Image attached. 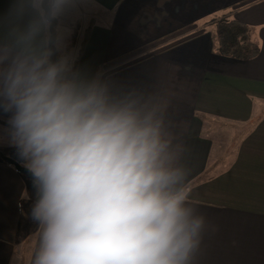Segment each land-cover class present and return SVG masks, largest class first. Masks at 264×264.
<instances>
[{
	"label": "clouds",
	"instance_id": "clouds-1",
	"mask_svg": "<svg viewBox=\"0 0 264 264\" xmlns=\"http://www.w3.org/2000/svg\"><path fill=\"white\" fill-rule=\"evenodd\" d=\"M81 2L9 0L0 15V140L37 192L31 264H193L208 225L186 149L156 109L76 67L65 21Z\"/></svg>",
	"mask_w": 264,
	"mask_h": 264
},
{
	"label": "crops",
	"instance_id": "crops-1",
	"mask_svg": "<svg viewBox=\"0 0 264 264\" xmlns=\"http://www.w3.org/2000/svg\"><path fill=\"white\" fill-rule=\"evenodd\" d=\"M86 4L80 41L81 30L73 35L77 55L85 29L90 33L76 67L156 109L186 149L192 196L208 225L193 264H264V0ZM9 6L0 0V15ZM223 17L249 23L256 56L219 52L216 22ZM6 126L0 114V129ZM18 166L25 167L16 149L0 140V264H17L21 249V264H31L38 244L31 218L37 192Z\"/></svg>",
	"mask_w": 264,
	"mask_h": 264
},
{
	"label": "trees",
	"instance_id": "trees-1",
	"mask_svg": "<svg viewBox=\"0 0 264 264\" xmlns=\"http://www.w3.org/2000/svg\"><path fill=\"white\" fill-rule=\"evenodd\" d=\"M81 23H77L78 29ZM90 27L84 31V38L77 55L83 48V44L88 39ZM216 33L218 40V49L222 55L231 56L235 59L246 60L256 56L260 52V46L251 37V27L249 23L240 18L223 17L216 22ZM76 34V33H75ZM77 35V34H76ZM76 36H74L68 49L71 50L75 44ZM76 59V61H77Z\"/></svg>",
	"mask_w": 264,
	"mask_h": 264
},
{
	"label": "rangeland",
	"instance_id": "rangeland-1",
	"mask_svg": "<svg viewBox=\"0 0 264 264\" xmlns=\"http://www.w3.org/2000/svg\"><path fill=\"white\" fill-rule=\"evenodd\" d=\"M86 0H82V2L78 5L77 9L74 10V12L70 15V17L65 21L66 27L70 30L69 34L66 36V45L67 47L70 45L73 35L78 32L77 23L80 22L82 26L86 25V21L89 17V13L86 10ZM84 23V24H83ZM81 30V29H80ZM79 30V31H80ZM79 38L77 39V42L80 41L82 37V30L79 32ZM77 48L72 47V51L77 55ZM210 120H213L211 117H209ZM230 137V135H229Z\"/></svg>",
	"mask_w": 264,
	"mask_h": 264
},
{
	"label": "water",
	"instance_id": "water-1",
	"mask_svg": "<svg viewBox=\"0 0 264 264\" xmlns=\"http://www.w3.org/2000/svg\"><path fill=\"white\" fill-rule=\"evenodd\" d=\"M19 168H21L23 171H25L26 173H28L31 177H32V175H31V173L27 170V168L26 167H20V166H18ZM33 178V177H32ZM38 198V197H37Z\"/></svg>",
	"mask_w": 264,
	"mask_h": 264
}]
</instances>
